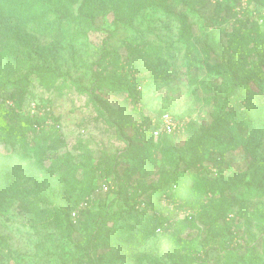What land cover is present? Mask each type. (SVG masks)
I'll return each instance as SVG.
<instances>
[{
  "label": "rangeland",
  "instance_id": "rangeland-1",
  "mask_svg": "<svg viewBox=\"0 0 264 264\" xmlns=\"http://www.w3.org/2000/svg\"><path fill=\"white\" fill-rule=\"evenodd\" d=\"M114 1L94 0L90 23L76 18L69 35L42 34L33 21L0 19V81L19 78L31 66L57 71L49 85L29 76V84L17 93L21 114L43 115L36 106L49 104L44 126L56 129L37 148L0 141V264H90L89 258L96 264H226L220 239L205 231L217 210L234 235L230 247L240 249L230 264H255L252 253L263 263L264 194L236 198L223 191L243 178L257 176L264 182V130L255 140L249 129L242 131L237 145L223 155L218 149L194 151L191 145L219 114L243 111L251 103L226 98L231 81L227 68L217 64L233 59L247 70L260 66L249 39L254 22L264 28V0L182 5L169 0L172 15L160 0L150 9L144 7L147 0H126L133 19L119 17ZM81 2L70 7L74 15ZM219 6L228 18L223 24L213 22ZM246 19L245 43L251 51L236 54L228 44ZM183 23L192 30L190 43L184 40ZM98 74L115 79V86L100 83ZM252 92L264 124V88ZM165 110L192 119L188 129L175 134V143L187 150V160L202 179L188 182L201 186L200 191L185 190L177 202L178 220L195 221L177 227L179 240L155 229V222L137 224L121 214L128 194L119 193L115 174V179L105 175L116 156L120 176L141 188L156 186L172 171L159 149L144 158L137 135L143 115ZM91 178L95 190L79 202ZM161 202L168 204L165 197ZM33 203L49 214L35 218Z\"/></svg>",
  "mask_w": 264,
  "mask_h": 264
},
{
  "label": "trees",
  "instance_id": "trees-1",
  "mask_svg": "<svg viewBox=\"0 0 264 264\" xmlns=\"http://www.w3.org/2000/svg\"><path fill=\"white\" fill-rule=\"evenodd\" d=\"M147 1L149 2L145 4L144 7L149 9L152 8L155 0ZM160 1L166 3L164 9L168 15H172V10L168 6L170 1ZM172 1L182 5L186 2L188 3L189 0ZM78 2L79 0H0V19L8 20L14 18L22 24L33 21V27L42 34L56 33V35H69L71 33V26L75 23L74 21L76 18L88 21L95 12L96 2H94V0H82L78 8V13L74 15L70 7ZM114 2L115 12L119 17L126 15L127 18H134V16L129 14L126 0H116ZM218 3L221 4V2ZM217 9L219 13L213 18V22L223 24L228 18L224 16V11H222L220 6ZM231 10L232 6L225 9L228 13H231ZM248 22L249 19H246L244 22H241L242 24L239 27L234 28V32L228 44L229 51L236 54L249 53L251 51L248 47V43H245L248 39V35L244 29ZM251 26H253V32L249 42L253 44L254 55L262 60L260 66L252 70H247L246 67L240 68V64L234 63L233 59H229L225 65L223 62L217 64V66L227 68L224 70V73L231 81V86L226 93V98L230 99L233 103H237L241 100H247L251 103L246 104L248 106H246L243 111L234 109L219 114L210 125L202 128L197 140L191 145L194 151L218 149L222 152L221 155H223L227 150L237 145L238 139L241 138L242 131H247L249 129L252 132L251 140H255L259 133H262L264 130V124L257 117V112L253 107V102L255 100H253L254 96L252 92L256 88H264V28L261 29L257 21ZM182 34L184 40L190 43L193 33L189 25L186 27L183 23ZM218 69L221 70L223 68L219 67ZM31 75L39 77L42 83L49 85L56 80L57 71L49 68L41 69L31 66L28 68L27 73L19 78H5L0 81V141L7 139V141L16 144H30V149H32V147H39L41 139L45 138L56 129L54 125L49 128L44 126L46 119L50 116L49 104H38L36 106L37 109L43 111L41 113L43 115H39L38 113L30 115L29 111H27L26 114H21L22 100L19 101L17 97L18 89L29 84V76ZM97 76L100 83H109L113 87L115 86L114 84H116L115 79L113 80L101 74ZM131 88V86L127 85V89L130 90ZM8 101H11L12 104H9ZM163 112L164 111H160L152 116L143 115L140 123L137 124V135L139 140L143 142L141 146L143 147L141 148L143 151L141 154H144V158H147L150 154H153L155 150L159 149L164 153L167 160L170 161L172 171L163 175L156 186L152 188H141L134 184L129 178L120 176V171H118L120 160H118L119 157L116 156L110 159L111 164L106 170L105 175H110L113 179L116 178V175L119 193L122 194L125 192L128 194V196H126L129 197L126 199L127 206L125 208L121 207V214H127V216L135 220L137 224L143 222V220H145L148 225L155 222V229L160 228L161 233L168 236V238L179 240L175 234L177 227L189 222L194 223L195 221L193 217L183 222L178 220L177 209L179 208V203L177 202L182 199L185 190L191 193L201 190V186L188 184L190 180L196 181L199 179L200 175L199 172L197 173L193 170L192 163L187 160V150L184 148H177L175 134H162L158 139L154 138L153 131L157 127V124L153 122V118L159 119ZM8 116L11 121L6 119ZM184 117L186 116H181V118ZM191 121L186 125L187 129ZM36 132H41V135L37 137L32 136ZM94 168V166L91 167V169ZM199 180L202 179L200 178ZM83 190L85 191L79 196V202H82L88 195L94 192L95 187L93 186L92 178L89 179ZM229 191L235 195L236 198H246L257 194H264V182L259 181L257 176H253L249 180L243 178L231 184L223 192H225L226 195ZM15 196L27 200L25 196ZM164 197L168 200L167 205L161 202ZM172 204L175 205L171 208ZM33 205L35 212L33 215L35 218L49 214L47 209L36 206L34 203ZM222 213L223 212L220 210L215 211L213 217L209 218L204 225L205 231L208 232L210 237L212 235L215 239L217 237L220 239V243L222 244L221 247L226 253L224 257L225 263L230 264L234 261V255L239 254L240 249L230 247L234 235L229 226L225 225L223 222L221 223L220 219L222 218ZM54 215L56 214L54 213ZM123 227H125V224L122 225V228ZM131 227L137 230L135 226ZM138 229V231L144 232L140 230L139 227ZM238 257L239 256H237L235 260H237ZM250 262L264 264L255 253L251 254ZM88 263L96 264L95 260L92 258L88 259Z\"/></svg>",
  "mask_w": 264,
  "mask_h": 264
},
{
  "label": "built area",
  "instance_id": "built-area-1",
  "mask_svg": "<svg viewBox=\"0 0 264 264\" xmlns=\"http://www.w3.org/2000/svg\"><path fill=\"white\" fill-rule=\"evenodd\" d=\"M8 103L12 104L11 101H8ZM189 121V117L180 118L169 110H165L159 119L153 118V122L157 124V127L153 131L154 138L158 139L162 134H179L186 128ZM104 188L108 189L106 185ZM158 231H161V229L159 228Z\"/></svg>",
  "mask_w": 264,
  "mask_h": 264
}]
</instances>
